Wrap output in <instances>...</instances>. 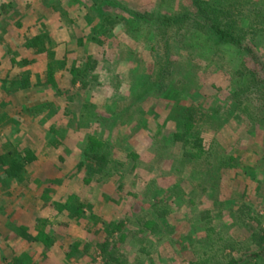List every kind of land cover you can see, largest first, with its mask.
Segmentation results:
<instances>
[{
	"label": "rangeland",
	"instance_id": "obj_1",
	"mask_svg": "<svg viewBox=\"0 0 264 264\" xmlns=\"http://www.w3.org/2000/svg\"><path fill=\"white\" fill-rule=\"evenodd\" d=\"M202 1L215 8L211 22L230 32L231 42L216 41L205 27L207 10L201 15L192 0H0V145L38 156L21 181L0 180V260L101 264L94 245L66 258L65 247L46 248L43 256L31 241L40 216L68 218L56 203L68 205L78 190L94 204L107 199L114 212L132 214L118 243L122 264H180L232 241L238 264H264L262 256L249 257L254 245L247 240L264 224V0ZM106 15L114 24L102 29ZM38 24L45 27L43 44L54 46L53 59L30 41ZM50 60L55 71L84 68L86 87L77 82L65 90L64 74L56 88L46 84ZM25 75L28 88L8 86ZM39 101L53 104L32 115L27 104ZM176 130L202 138L200 159L183 155L171 138ZM105 149L104 173L89 175L88 158L78 168L83 151ZM158 200L171 206L167 217L143 218ZM99 229L83 236L94 239Z\"/></svg>",
	"mask_w": 264,
	"mask_h": 264
},
{
	"label": "trees",
	"instance_id": "obj_2",
	"mask_svg": "<svg viewBox=\"0 0 264 264\" xmlns=\"http://www.w3.org/2000/svg\"><path fill=\"white\" fill-rule=\"evenodd\" d=\"M195 4V8L200 11L201 15L204 12V9L207 10V14L204 12L203 17L207 22H209V25H205L206 29L211 30L213 35L216 36V41L219 39L221 41L227 40L231 42L233 40L230 32H228L225 29L220 28L218 25H216L214 22H211L212 19L215 20L216 11L215 8L212 6H204V1L202 0H192ZM202 8V9H201ZM192 12H186L185 16H189ZM193 14V13H192ZM183 18V17H182ZM180 17H169L165 18L166 22H173L180 20ZM114 24V18H112L109 15H106L101 22V28L111 27ZM39 26L36 28L37 33L34 36H31V43L37 45L38 50L46 53L47 57H53L54 53V46H46L43 44V38L46 37V34L44 32L45 28L43 24H38ZM235 43V42H234ZM245 48H248L246 45ZM53 59V58H52ZM53 60L47 61L48 65L46 66L45 70V82L49 85H53L55 87L56 79L59 78V76H62L64 74V77L67 79V86L65 87V90L69 89L70 87L75 86L77 82L81 83V87H86L87 83L81 79L79 76L84 75L86 76L84 72V68L82 67H68L67 70H58L55 71L56 68L53 66ZM28 64L27 61H23V65ZM54 68V69H53ZM67 72V74L65 73ZM57 72V73H56ZM69 72V73H68ZM56 73V74H55ZM61 74V75H60ZM56 75V77H55ZM38 77L34 78L35 83H37ZM30 77L28 75H25L24 78H21L20 81L17 80H10L8 82V86L14 85V83H18L22 89L28 88L29 84L32 83L30 81ZM56 88V87H55ZM16 89V88H15ZM59 88H57L58 90ZM56 90V91H57ZM60 91V89H59ZM61 92V91H60ZM39 94H42L41 92H38ZM51 101H39V102H29L27 104L29 111L32 113V115H38L42 112H48L50 111ZM84 109L89 116L88 118L91 119H97L98 115L95 110L92 108L89 110L88 106H84ZM3 119H5V116L3 115L0 118V123H2ZM191 135L186 130H176L172 132V140L175 142H179V146L183 149V155L186 157H189L190 159H200L203 153H205L204 147L202 145V138L199 136H195L193 138L190 137ZM0 145V180L2 182H15L22 180V174H24L25 168L28 165H33L37 159L38 156L32 151L28 149H22L21 146H11L7 141L1 140ZM187 147L193 148L194 151L190 152V150L187 149ZM83 156L81 157L78 168L81 169L83 167V163L92 161L91 166L93 168L91 172H89L91 176L97 175V173H104V170L106 168V165L108 163V155L109 150L105 149L102 151H96V150H88V152L83 151ZM88 158V159H87ZM83 159V160H82ZM78 169V170H79ZM74 170L75 174H78L79 171ZM89 178V177H88ZM30 178H26L25 182ZM76 190V189H75ZM180 189L175 188V194H180ZM78 190L75 191V193L72 195L70 203L63 204V203H56L57 211H60L61 209H66L68 218L63 220L61 218L52 217V216H40L37 221L34 223V227L32 228V232H30L31 241L36 244L39 247V253L43 256H46L48 252L44 251L46 248H51L52 246H60L65 247L68 249L67 253L64 254V256L72 257L75 254L78 253H85L88 252L90 247L92 248L94 245V248H92V252L95 253V250H97L96 254L101 257V264H122L123 260H126V254L123 253L120 250V246L118 245L120 240H123L121 238H124V235L121 233L124 230L121 231V228L125 227V223L127 224L131 218L130 212H114L113 206H106L107 205V199L105 200L104 204L101 203H92L88 200H86V197L83 198L80 195H78ZM29 205L34 206L37 202V197H34L33 200H31ZM8 206H10V202L7 201ZM110 204V203H109ZM53 206V204H51ZM103 206V209L102 207ZM106 206V207H105ZM248 209L247 205L245 203H242L239 207L240 214L238 213V216L242 221L243 219V209ZM9 207V211H10ZM171 209V206L168 204H164L161 200H158L157 202L149 204V207L147 210H144V213L141 215L144 217H149L153 219L154 221L156 218H166L167 214L169 213ZM11 213V212H10ZM9 213V214H10ZM135 214H133L134 216ZM136 217H138L136 215ZM206 216H201L200 218L203 220L206 218ZM248 219H253L251 217H247ZM68 219L71 220V222H67ZM62 220V224H65L64 227H62L59 231H56L55 226L59 225L57 223L58 221ZM133 222V220L131 219ZM130 221V222H131ZM148 220L145 222V225L147 227H150L151 222ZM77 224V225H76ZM260 222L257 224V228L252 230L249 234V240L254 245V251L249 255V257H259L262 256L264 258V224L259 225ZM19 227L29 230L28 226L18 224ZM91 227V228H89ZM99 227L100 232L97 236H94V239L92 238L89 240L86 236H83V230L90 234L92 231H95ZM152 227V226H151ZM150 227V228H151ZM95 228V229H93ZM120 231V232H119ZM59 232H62L60 234ZM215 236L218 238L222 236L223 230L220 229L219 231L213 232ZM128 237V236H127ZM126 237V238H127ZM216 238V239H217ZM65 242L67 243L66 246ZM234 244H236L234 241L229 242L228 244H224L218 247H213L212 244L207 248L204 249L200 255L193 256L188 260H185L181 262L180 264H238L240 261H242V258L236 259L231 256L234 248ZM96 248V249H95ZM142 249V248H141ZM50 251V250H49ZM229 257V259H228ZM224 259V262H223ZM228 259V260H227ZM38 263V260H37ZM100 263V262H99ZM0 264H23L20 260V256L13 255L8 258H1ZM32 264H36V262H33ZM98 264V263H97Z\"/></svg>",
	"mask_w": 264,
	"mask_h": 264
}]
</instances>
